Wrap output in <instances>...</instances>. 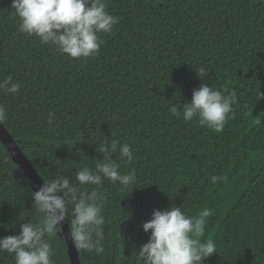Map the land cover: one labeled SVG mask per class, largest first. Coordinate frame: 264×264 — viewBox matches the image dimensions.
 <instances>
[{"label": "trees", "instance_id": "trees-1", "mask_svg": "<svg viewBox=\"0 0 264 264\" xmlns=\"http://www.w3.org/2000/svg\"><path fill=\"white\" fill-rule=\"evenodd\" d=\"M11 3L0 0V81L11 76L20 89L0 90L2 124L42 180L75 182L113 141L132 148L131 164L119 152L112 159L121 173L135 170L134 185L102 179L88 188L102 198L105 251L78 249L81 264H142L151 231L142 224L170 207L189 216L212 210L201 239L216 252L202 264H264V98L256 99L264 95V0H105L118 23L99 34L98 54L76 59L22 33ZM202 83L236 93L220 132L169 113ZM213 175L226 179L213 184ZM34 191L0 141V238L39 222ZM49 242L53 264H70L60 232ZM0 264L13 256L0 252Z\"/></svg>", "mask_w": 264, "mask_h": 264}, {"label": "clouds", "instance_id": "clouds-1", "mask_svg": "<svg viewBox=\"0 0 264 264\" xmlns=\"http://www.w3.org/2000/svg\"><path fill=\"white\" fill-rule=\"evenodd\" d=\"M11 7L19 18L22 33L39 37L42 44L51 45L58 53L73 59L98 54L104 43L99 34L110 33L119 19L106 10L105 0H12ZM196 71L200 79L207 75L204 67ZM19 89L20 84L14 83L11 76L0 81V90L8 94H15ZM226 91L202 83L193 89L191 100L183 104L182 110L172 106L169 113L185 122L196 118L201 126L220 132L231 118L236 103L235 91L225 94ZM261 98L264 95L258 92L256 99ZM53 118L50 114L49 123ZM7 119V108L0 104V123ZM255 122L260 124V117ZM117 152L126 164L132 163L131 145L113 141L100 147L99 153L104 158L96 159L94 168L84 166L76 171L75 182L65 175L43 179L38 190L31 193L39 222L23 223L19 234L0 238V252L11 254L14 264H53L49 239L60 232L67 219L66 236L77 249L103 254L102 198L97 188H88L100 186L102 179L113 184L119 182L124 187L135 184V170L121 173L120 164L116 158L112 159ZM222 179L226 177L213 175L211 183ZM211 215L209 208L201 209L196 216L186 215L181 207L153 210L151 218L142 224L145 233L151 230L148 241L139 249L142 264H202L203 259L216 252L213 240L201 239Z\"/></svg>", "mask_w": 264, "mask_h": 264}, {"label": "water", "instance_id": "water-1", "mask_svg": "<svg viewBox=\"0 0 264 264\" xmlns=\"http://www.w3.org/2000/svg\"><path fill=\"white\" fill-rule=\"evenodd\" d=\"M0 141L6 147L7 151L10 153L13 161L17 163L24 171V173L29 177L31 181H33L35 185V189L43 184V180L40 175L37 173L35 168L32 166L30 160L24 154L22 149L17 144L16 140L12 137L6 127L0 123ZM68 231V222H65L62 225V229L60 230V234L63 236L66 245H67V253L69 257L70 264H81L78 249L74 246V244L68 239L67 235Z\"/></svg>", "mask_w": 264, "mask_h": 264}]
</instances>
